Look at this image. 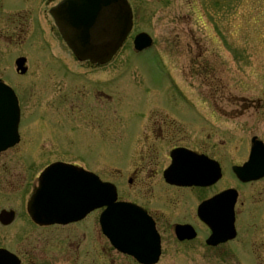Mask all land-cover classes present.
<instances>
[{
	"label": "rangeland",
	"instance_id": "374dc122",
	"mask_svg": "<svg viewBox=\"0 0 264 264\" xmlns=\"http://www.w3.org/2000/svg\"><path fill=\"white\" fill-rule=\"evenodd\" d=\"M24 1L26 7L36 0ZM56 1L42 0L46 4L43 8L40 6L35 15L43 16ZM129 1L136 16L134 30L122 50L103 69H92L77 61L55 26L53 33L48 31L45 34L50 40L47 46L51 43L49 49L63 59L53 60L41 34L35 29L34 18L26 45L0 46V78H7L10 74L8 82L20 94L23 111L21 142L0 155V211L11 208L18 213L10 227L0 224V247L21 248L24 240L17 232L23 235L45 232L26 223L25 201L32 190L31 183L27 184V181L31 180L30 171L40 176L50 163L63 160L95 168L104 179L117 183L122 198L126 196L138 203L154 204L152 206L158 209L160 216L163 236V254L157 264H251V239L257 233L260 237L257 239H263L264 225H260L263 221L257 220L264 219V181L240 185L230 177L198 194L199 197L209 196L230 185L237 186L239 198L235 211L241 232L237 240L217 249L209 248L201 239L178 244L172 223L191 221L176 212L190 205L186 204L187 193L167 191L161 183V175H155L148 181L145 199L137 187L126 188L129 173L125 171V159L133 153L141 127L144 125L145 132L148 129V116L161 111L157 106L169 105L181 114L179 108L186 104L173 92L171 80L164 75L165 66L193 103L212 105L222 94L225 105L241 107L239 122L218 116V111L209 108L214 120L222 121L224 131L217 134L210 127L204 129L201 123H192L185 139L189 144H199L201 137L209 134L208 144H214V150L224 143V163L230 165L247 160L252 136L257 135L264 141V0ZM19 6L15 8L20 9ZM15 13L27 14L28 11L15 10ZM48 18L52 23L51 16ZM140 32L149 33L155 45L137 54L132 43ZM158 53L163 56L165 66ZM21 54L26 55L29 63L25 76L14 72L13 60ZM203 62L209 64V77L199 74ZM65 68L76 74L72 76ZM205 80L210 92L208 103L203 98ZM101 91L106 92L109 98L106 99ZM236 143L239 144V154ZM170 147L167 145L161 149L162 165L167 160L166 153ZM128 160L132 170L141 166L134 156ZM139 178H135L134 184H138ZM157 201L160 208L155 205ZM194 222L201 231V237L207 235L197 218ZM257 223L258 228L263 227L260 232H256ZM95 229L98 232V223H95ZM15 232L17 236H14ZM68 233L70 231L62 235ZM99 242L101 247L97 246L96 264H105L102 252L105 241ZM69 249L73 257L78 254L75 244ZM112 260L113 264H129L115 254Z\"/></svg>",
	"mask_w": 264,
	"mask_h": 264
},
{
	"label": "water",
	"instance_id": "95a60500",
	"mask_svg": "<svg viewBox=\"0 0 264 264\" xmlns=\"http://www.w3.org/2000/svg\"><path fill=\"white\" fill-rule=\"evenodd\" d=\"M51 15L68 47L80 61L106 64L123 46L133 28V12L127 0H63L51 10ZM135 48L142 51L152 45L147 33L136 36ZM23 59L18 60L21 67ZM18 67V71L20 68ZM25 69L22 73H25ZM20 109L14 90L0 80V152L20 141L18 126ZM259 147V146H258ZM242 181L264 175V147L252 151L250 160L236 168ZM87 176L92 177L91 189ZM167 180L179 185H212L219 176H191L172 173ZM95 188V189H94ZM93 190L89 198V190ZM226 191L202 203L198 209L200 219L212 230L209 245H218L235 238L234 204L237 193ZM114 185L102 183L98 177L76 167L54 163L42 174L40 188L33 195L28 211L39 224H67L84 218L91 210L107 206L101 215L103 231L120 251L135 257L142 264H155L160 257V239L152 220L126 203H117ZM14 212L2 211L4 225L14 220ZM189 226H177L180 238H193ZM186 235V236H185ZM0 264H13L12 256L0 250Z\"/></svg>",
	"mask_w": 264,
	"mask_h": 264
},
{
	"label": "flooded vegetation",
	"instance_id": "af4514ba",
	"mask_svg": "<svg viewBox=\"0 0 264 264\" xmlns=\"http://www.w3.org/2000/svg\"><path fill=\"white\" fill-rule=\"evenodd\" d=\"M60 1L62 0L53 2L51 8L48 9V12H44V15L41 16L40 14L38 15H35V14L40 9V6L43 8L44 5L46 4V2L42 3V0L31 1L28 3L26 7L25 5L27 3L24 0H0V46L1 45H5V46H13V45L24 46L26 45L28 41L30 40L29 34L31 31L33 18H34L35 29L38 32V34H41L42 42L44 46L47 47V51L49 50L51 58L53 60H62L63 58H59V56H57L52 49H49L52 47V45L50 43L49 47L47 46L48 41L50 40H48L47 39L48 36L45 35L48 31L50 32V34L53 33L54 31L53 30L55 26L54 21L51 17V22L52 21L53 22L50 23V19L48 18V15L51 16L50 15L51 9L55 7ZM10 4L12 5L10 6ZM16 5H20L19 6L20 9H17L18 7L15 8ZM15 10H23L25 12L28 11V13L27 14L15 13ZM47 27H49V30H47ZM18 58H24L25 63L22 66V68L28 67V70H29L28 58L26 57V55L21 54L19 57L14 58L13 63L15 64V66H16V61ZM59 63L64 64V62L62 63L58 62V64ZM85 63L89 68H92V69H103L109 65V64L94 65V64H91L90 62H85ZM65 69L68 70L67 68ZM68 71L71 72L72 76L76 74L70 70ZM200 71H201V73L199 72L200 75H202L203 77L204 76L209 77V74H210L209 64L207 62H203L200 67ZM14 72L18 76H25L28 73L27 71L26 74L21 75L20 73H17L16 68ZM9 76L10 74L8 75L7 78L5 77V78H0V79L6 80V81L11 80V77L9 78ZM205 86L206 87L204 88V91H203V98L206 101V103H208L210 92L207 87L208 86L207 80H205ZM14 89L18 95L20 106H21V111H22V99L17 89L16 88ZM101 93H104L106 99L109 98L106 92L101 91ZM221 95L222 94H220L219 98L216 95L217 97L215 100L216 103H213L212 105L207 104L203 106V105H197L192 102L183 104L179 108L181 111V114H179L177 111H174L172 106H169V105L157 106L161 108L160 109L161 111L155 112L152 115L148 116L149 126L147 127L148 129L146 130V132L143 130L144 122L142 123L143 126L141 127L140 135L138 137V141L136 142L135 149L133 153L131 154V156L125 159V162H126L125 171L127 174L129 173L126 188L134 189V187H137L138 193H141V195H145V199H147V193H148L145 191V189L146 188L149 189L148 181L150 178L154 177L155 175H159V176L161 175L162 177L161 183L163 187L168 189L167 191L182 192L184 194L187 193L186 197L188 198V201H186V204H190V205H188L186 208L178 209L176 212H178L179 214L183 215V217H186L191 221H174L172 223L173 233L175 237L174 239L178 244H188L197 239L199 240L201 239L205 243L207 237L210 235V230L199 219L197 215L198 206L202 202L218 194H221L228 189H237V186L230 185L224 189L218 190L217 192L209 196L204 195L203 197H199L198 196L199 193L201 192L204 193L206 190L216 187L220 182H223L224 180H229L230 177L233 178L232 180L234 182H237L238 184L241 183L236 178V176L233 174L232 169L234 166L242 165L245 161L241 164L231 163L230 165L229 164L225 165L224 158H223L224 157L223 155V151H224L223 144L224 143L219 144L218 147L216 146L214 150V147H213L214 144H210V143L208 144L207 139L209 137V134H206V136H202L201 139L199 140V144H196V145H191L189 144V142L185 140L188 137V130L192 128V123H195L196 125L201 123L204 129H207L210 127L211 129L216 131L217 134H220L224 131V128L222 126V121L221 120H219L218 122L215 121L212 115L209 114L210 112L209 108H213L216 112L218 111V113L220 114L218 116H221L223 118H231V119L237 120V122L240 121V116H241L240 115L241 113L240 105H235V104L231 106L225 105L222 102ZM217 101L219 102L217 103ZM148 109H145L144 111ZM144 111L141 112V116H143ZM22 119H23V111L21 112V121ZM235 130L237 132L236 134L238 135L237 139L240 140L238 129L235 128ZM196 133L199 134V132H196ZM254 136H257V135H254ZM254 136H252V138ZM140 140H141V146L139 147ZM217 141L219 142V140ZM220 141L224 142L223 140H220ZM167 145H170L171 147L169 151H167L166 153L167 160L165 164L162 165L161 163L162 150L161 149H164V146H167ZM238 145L239 144L236 143L237 148H238ZM238 149L239 150L237 151V154L240 153V148ZM250 149L251 147L249 148L247 158L250 154ZM177 150H181L183 155H187L188 152L186 151H190V152L197 154L198 156H204V157H207V159L210 158L216 161L221 169L222 177L220 178L219 181H217L214 185L210 187L176 186V185H172L168 183L165 180V173L172 164L173 152ZM2 154L3 153H0V155ZM132 156H134L135 158H138L141 164V166L139 167L137 166L133 167L134 168L133 170L130 169L131 163L128 160V159H131ZM181 158L184 159L185 156H182ZM204 159L205 158L201 159V165L199 168L200 170H205V168L203 167ZM60 162H65V161L61 160ZM204 162L206 163V164L204 163V166H206L207 168V163H208L207 160ZM69 164L74 165L78 168H83L90 173L99 175V177L105 182H111V183L113 182L118 188L119 200L134 204L140 207L141 209H143L144 211H146V213L155 222L156 228L160 234L161 243H162V254H163V236H162L161 226H160V222L158 218L160 216L158 213V209L152 206L154 204L149 205L146 202L138 203L137 201H133V200L125 198L126 196L122 198L120 194L119 186L117 185V183L112 181V179L111 180L104 179L102 175L97 172L95 168L91 166H87L85 163L81 164V163L76 162V163H69ZM29 176H31V180L27 181V184L31 183L30 187L32 190L30 192V195L27 197L25 201L26 203V208L24 211L25 213H27L26 209H27V205L29 201L31 200L32 196L34 195V193L36 192V190L38 189L40 185V178H41V175L39 176V174H37L36 176L33 174L32 171H30ZM33 176H36L34 180H33ZM138 176H140L141 179L139 178L138 184H134V180ZM88 180L91 183V178H89ZM262 181H264V177L257 181L245 183V185H255V184H259ZM158 202L159 201H157L155 205L160 208V205H158ZM237 206L238 205L236 204L235 209H237ZM22 209H24V207ZM3 210L14 211L11 208L2 209L1 211ZM103 210L104 209H98V210L92 211L88 213L83 219L77 222L68 223V224H52V225L50 224L39 225L35 223L27 213L26 223L29 224L31 228L33 227L35 230H43L45 232L44 233H34V234L30 233V234H24V235L22 233L17 232L18 235H21L22 241L23 240L24 241L21 244V248L14 247L15 249H8L14 255V258H12L13 264H15L16 262L18 264H96L97 257H98L97 246H99V248L101 247V244L99 241H102V240L105 241L104 247L102 248V252H104L105 254V264L114 263L112 260L113 254H115L118 257L124 258L125 261L128 262L129 264H140L134 257L121 253L118 250H116L113 247L111 241L101 231L100 225H99V230L97 232V230L95 229V223L99 224V218ZM14 215H15L14 216V220H15L18 213L14 211ZM235 215H236L235 228L237 231V236L232 241L237 240L239 237V234L241 233L239 224H238L240 222L237 218V213H235ZM96 218H97V221L95 222ZM196 218L207 231V235L205 234L204 237H201V231L196 225V222H194ZM14 220L8 225H4L0 220V224L4 227H10L11 224L14 222ZM259 220L260 222L263 221L262 223L259 222L260 225L261 224L264 225V219L263 220L258 219L257 222ZM259 223H257L256 232L257 231L260 232L263 230V227L258 228ZM177 224L178 225L192 224L193 227L197 231V237L193 240L178 239V237L175 234V226ZM241 229H242V226H241ZM66 231H70V233H73V234L68 233V234L62 235ZM59 232H61V234H58ZM255 235H253L252 239H251L252 236L250 237V239L253 240L252 258H251L252 263L251 264H264V232H263V239H257V238H260L258 233ZM14 236H17L16 232L14 233ZM250 239H249V243L251 241ZM232 241H229L227 243H231ZM73 244L76 245V248H77L76 252L78 253L75 257H73L69 249L70 246ZM239 244L243 246L241 242H239ZM34 245L36 247H34ZM65 245L69 248H66ZM222 245H219L217 247H209V248L217 249L219 247H222ZM0 248H2V246Z\"/></svg>",
	"mask_w": 264,
	"mask_h": 264
},
{
	"label": "bare ground",
	"instance_id": "6f19581e",
	"mask_svg": "<svg viewBox=\"0 0 264 264\" xmlns=\"http://www.w3.org/2000/svg\"><path fill=\"white\" fill-rule=\"evenodd\" d=\"M90 182V181H89Z\"/></svg>",
	"mask_w": 264,
	"mask_h": 264
}]
</instances>
